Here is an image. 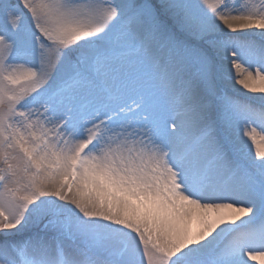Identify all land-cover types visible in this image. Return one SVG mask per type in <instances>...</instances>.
<instances>
[{
	"label": "snow or ice",
	"instance_id": "6c2138e0",
	"mask_svg": "<svg viewBox=\"0 0 264 264\" xmlns=\"http://www.w3.org/2000/svg\"><path fill=\"white\" fill-rule=\"evenodd\" d=\"M0 264H264V0H0Z\"/></svg>",
	"mask_w": 264,
	"mask_h": 264
}]
</instances>
